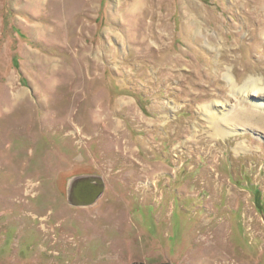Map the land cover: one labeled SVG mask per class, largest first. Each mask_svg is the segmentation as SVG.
<instances>
[{"label":"rangeland","instance_id":"374dc122","mask_svg":"<svg viewBox=\"0 0 264 264\" xmlns=\"http://www.w3.org/2000/svg\"><path fill=\"white\" fill-rule=\"evenodd\" d=\"M263 49L264 0H0V264H264Z\"/></svg>","mask_w":264,"mask_h":264},{"label":"bare ground","instance_id":"6f19581e","mask_svg":"<svg viewBox=\"0 0 264 264\" xmlns=\"http://www.w3.org/2000/svg\"><path fill=\"white\" fill-rule=\"evenodd\" d=\"M231 81H230L231 82V90L233 91L232 93L235 96L236 100H237V97H238V99L239 98L242 99L245 97L246 98L252 97V98L258 99V101H261L264 99V79L263 78L261 79V78L250 77L249 79L244 80L239 87L237 86L239 84L236 83L235 78H234V80L231 79ZM254 102H257V100ZM258 103H260V102H258ZM210 106H211V104H209V105L207 104L204 107H205V109H207V108H210ZM248 108L252 109L250 107H248ZM221 112L219 109L215 110V108H214V110L209 112V115L207 117L208 124H210L212 126V128L214 129V133L216 135H226L228 133V131H229L228 128L223 126V123H225V122H228L229 124L230 123L236 124V123H238L237 120H241L242 117L247 118L248 121H250L255 116L261 117V114L257 115V113H255L256 111H254V110H250L249 112H246V109H237L236 106L232 107L233 113L230 115H228V113H227L228 111H226V112L222 113L223 114L222 117H219ZM262 117H263V115H262ZM263 123H264V121H263ZM234 129H236V128H234ZM233 131H235V130H233ZM224 133H226V134H224Z\"/></svg>","mask_w":264,"mask_h":264},{"label":"flooded vegetation","instance_id":"af4514ba","mask_svg":"<svg viewBox=\"0 0 264 264\" xmlns=\"http://www.w3.org/2000/svg\"><path fill=\"white\" fill-rule=\"evenodd\" d=\"M52 171L55 170V168H48ZM55 172V171H54ZM76 182L72 183L71 186L66 190V198H68V200L71 198V200L77 201L79 203H83V202H87L90 203L94 197H92L95 193H94V185L96 183V181H98V179L95 176H91L90 178H80L75 180ZM103 182V181H102ZM104 182H103V190H104ZM103 190L100 192V194L103 192ZM99 194V195H100ZM97 195L96 198L99 196ZM95 198V199H96ZM95 199H93L92 201H94Z\"/></svg>","mask_w":264,"mask_h":264},{"label":"water","instance_id":"95a60500","mask_svg":"<svg viewBox=\"0 0 264 264\" xmlns=\"http://www.w3.org/2000/svg\"><path fill=\"white\" fill-rule=\"evenodd\" d=\"M94 195L92 196V197H94L95 195L97 196V195H99L100 194V192L103 190L102 188H103V182H102V180H98V181H96V183H95V185H94ZM96 196H95V198H96ZM95 198H93V199H95ZM92 199V200H93ZM92 200H90L91 202H93Z\"/></svg>","mask_w":264,"mask_h":264},{"label":"trees","instance_id":"16d2710c","mask_svg":"<svg viewBox=\"0 0 264 264\" xmlns=\"http://www.w3.org/2000/svg\"><path fill=\"white\" fill-rule=\"evenodd\" d=\"M159 264H170L169 262H162V263H159Z\"/></svg>","mask_w":264,"mask_h":264}]
</instances>
